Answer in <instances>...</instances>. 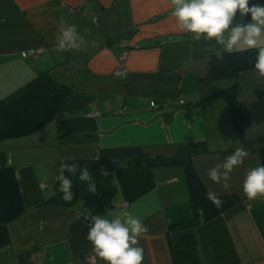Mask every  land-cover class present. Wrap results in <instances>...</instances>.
Masks as SVG:
<instances>
[{
	"label": "crops",
	"instance_id": "crops-1",
	"mask_svg": "<svg viewBox=\"0 0 264 264\" xmlns=\"http://www.w3.org/2000/svg\"><path fill=\"white\" fill-rule=\"evenodd\" d=\"M62 20L85 36L82 50H57ZM216 47L180 31L168 0H0V101L44 71L71 88L51 122L0 146V164L4 158L15 168L24 204L5 225L9 240L0 248V264H85L89 255L103 264L86 237L92 216L109 209L130 210L148 227L139 241L143 264H264V197L249 201L242 191L247 171L261 165L264 123L240 136L225 102L212 98L237 82L201 80ZM124 51L120 76L115 70ZM257 81L252 87L264 84ZM199 144L208 152L193 156V164L208 190L239 200L207 222L172 228L192 217L182 168H127L113 151L166 157ZM237 147L249 155L224 189L208 170ZM63 163L87 167L96 192L79 180V171L65 170L73 200L64 201L57 179Z\"/></svg>",
	"mask_w": 264,
	"mask_h": 264
},
{
	"label": "clouds",
	"instance_id": "clouds-1",
	"mask_svg": "<svg viewBox=\"0 0 264 264\" xmlns=\"http://www.w3.org/2000/svg\"><path fill=\"white\" fill-rule=\"evenodd\" d=\"M171 16L175 18L180 31L192 34L195 39L215 41L214 54L223 59L224 53H235L241 50L256 49L254 69L264 79V5L254 0H168ZM241 18L238 22L237 18ZM86 45L85 36L80 34L78 26L65 21L59 23L55 35V46L58 51H80ZM249 152L237 147L228 155L222 164L208 170L209 179L222 184L224 189L231 187L230 174L244 163ZM75 159L67 157V160ZM67 170L73 176L79 171V180L87 182L88 191L96 192L95 182L87 167L63 163L57 177L59 191L66 202L73 200L72 180L64 175ZM242 191L249 200L264 197V165L247 171L242 184ZM205 198L216 208L223 201L213 191H208ZM148 227L132 211L122 209L106 210L103 215H93L86 239L92 245V251L103 261V264H143L144 249L139 241Z\"/></svg>",
	"mask_w": 264,
	"mask_h": 264
},
{
	"label": "trees",
	"instance_id": "trees-1",
	"mask_svg": "<svg viewBox=\"0 0 264 264\" xmlns=\"http://www.w3.org/2000/svg\"><path fill=\"white\" fill-rule=\"evenodd\" d=\"M256 49L224 53L223 59L215 54L209 56L207 73L202 81L236 79L240 74L253 71ZM239 84L212 92L213 99H222L226 104L228 118L236 134L242 136L246 127L264 123V84L253 88L254 99L244 108L239 102ZM71 94V88L53 79L48 71L39 73L15 94L0 101V146L9 140L29 136L51 122ZM116 158L124 161L127 168L136 167H181L192 210L190 220L175 223L172 228L192 227L207 222L238 202V196L218 195L223 201L216 208L205 198L209 191L195 170L193 156L208 152L205 145H186L171 156L149 157L140 149L113 151ZM3 157V155H2ZM261 165H264V147L259 150ZM112 158L105 163L110 167ZM24 211V204L18 186L15 168L0 164V248L7 244L9 236L6 224Z\"/></svg>",
	"mask_w": 264,
	"mask_h": 264
},
{
	"label": "rangeland",
	"instance_id": "rangeland-1",
	"mask_svg": "<svg viewBox=\"0 0 264 264\" xmlns=\"http://www.w3.org/2000/svg\"><path fill=\"white\" fill-rule=\"evenodd\" d=\"M248 73H250V74H248ZM236 80H237V82L239 84V88H240L239 89V98L238 99L240 100L241 106H244V104H246L249 100H251V99L253 100L254 99L253 88L255 86L252 87V82L253 81L256 82L257 80H258L257 82H261L260 80H262V78H260L258 75H256L255 72H247V74L245 73V74H242V75L238 76L236 78ZM228 81H229V79L228 80L217 81L215 83H223L224 84V83H227ZM211 83H213V82H211ZM194 87H193V90H196L197 85H195ZM202 88L203 89H207V86L204 85V86H202ZM217 100L221 101L222 99H217ZM11 141H16V140H9V141H6V142L8 143V142H11Z\"/></svg>",
	"mask_w": 264,
	"mask_h": 264
},
{
	"label": "built area",
	"instance_id": "built-area-1",
	"mask_svg": "<svg viewBox=\"0 0 264 264\" xmlns=\"http://www.w3.org/2000/svg\"><path fill=\"white\" fill-rule=\"evenodd\" d=\"M78 9H69L70 13L75 12ZM127 52L124 51L120 57L118 58V67L115 70V73L120 76H124L125 74V68H124V62L126 59ZM179 103H183V100H179ZM171 104V103H170ZM85 264H94L93 256L89 255L85 258Z\"/></svg>",
	"mask_w": 264,
	"mask_h": 264
}]
</instances>
